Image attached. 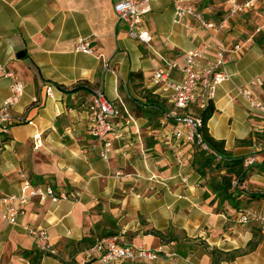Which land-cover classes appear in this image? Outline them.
Masks as SVG:
<instances>
[{"label":"crops","instance_id":"crops-1","mask_svg":"<svg viewBox=\"0 0 264 264\" xmlns=\"http://www.w3.org/2000/svg\"><path fill=\"white\" fill-rule=\"evenodd\" d=\"M119 1L0 0V65L24 87L11 109L16 123L7 134L0 130V198L21 196L25 183L67 195L57 203L31 199L16 226L0 208V264H30L25 254L37 248L24 225L47 230L58 252H40L39 264H84L92 248L80 244L85 238L161 250L154 264H212L214 249L235 255L220 264H264V116L238 91L249 89L264 102V45L256 42L264 32V0L218 39L193 20L175 24L172 0H155L143 19L149 46L129 36L114 10ZM194 6L217 23L226 14L223 0ZM81 40L94 55L75 52ZM221 44L229 49L231 80L217 88L209 134L224 142L228 159H257L246 170L244 189L232 181L236 207L210 186L225 170L201 176L193 165L198 147L173 138V124L162 114L173 109L171 93L151 81L172 64L171 77L181 81L190 51L213 59ZM105 61L115 73L103 68ZM97 88L119 112L122 136H111L108 160L100 156L103 143L90 134L87 107ZM11 96L12 81L0 73V105ZM186 112L199 113L194 106ZM26 118L32 123L17 121ZM242 211L258 218L242 224Z\"/></svg>","mask_w":264,"mask_h":264},{"label":"built area","instance_id":"built-area-1","mask_svg":"<svg viewBox=\"0 0 264 264\" xmlns=\"http://www.w3.org/2000/svg\"><path fill=\"white\" fill-rule=\"evenodd\" d=\"M155 0H121L114 6L115 13L120 22L127 26L128 34L131 38L149 46L151 35L143 28V19L151 10V3ZM259 0H223L226 6V14L220 22L207 20L205 16L194 6L196 0H172L174 6V23L185 24L187 20L197 22L203 30L209 32L214 39H218L219 32L229 26L232 20L243 14L255 10ZM235 50H240L236 46ZM75 52L94 55L95 52L91 44L86 40H81L75 46ZM229 49L221 44L216 56L213 59L202 50H193L187 54L186 63L182 70V80L176 81L171 77V71L177 66L172 64L169 68L160 69L155 72L151 81L160 86L163 92L171 93L173 109L163 112L165 123L173 124L172 136L176 140L192 146L203 148L220 159L203 142L201 133L202 118L199 115L189 114L186 111L191 107H196L198 112L207 108L216 97L218 86L230 81L231 75L227 71ZM105 70H111L109 62L103 64ZM115 73V70H111ZM0 73L12 81V96L0 105V130L7 134L10 127L16 123V118L11 113V109L23 96L24 87L16 75L4 66L0 65ZM259 80L251 83L257 86ZM52 87L47 86V94H52ZM239 93L245 97L250 108L259 111L264 116V102L258 100L249 89H238ZM93 99L87 107L90 116V134L103 143V150L100 156L103 160H108L111 153L114 139L121 138L119 125L116 119L119 112L115 105L111 103L103 93L101 88L93 91ZM38 103V98L34 99ZM18 123H32L26 119L17 120ZM35 147L41 145L40 134L34 136ZM4 141L0 138V152L4 149ZM256 157L244 160L246 169L256 163ZM233 187L244 189L243 184L236 178ZM33 198H38L45 202L50 200L54 203L66 199L65 193H58L52 186L32 187L25 183L21 196H5L0 198L1 217L11 225H19L18 220L25 214V206ZM252 211H242L240 222L247 224L253 219H257ZM22 230L35 239V245L39 252L57 256L58 252L49 242V233L42 228H34L29 225L22 226ZM161 250H151L142 246L119 245L115 238H105L86 252V262L84 264H113L119 262L154 264L161 254ZM174 256V255H173Z\"/></svg>","mask_w":264,"mask_h":264},{"label":"trees","instance_id":"trees-1","mask_svg":"<svg viewBox=\"0 0 264 264\" xmlns=\"http://www.w3.org/2000/svg\"><path fill=\"white\" fill-rule=\"evenodd\" d=\"M256 42L261 45H264V32L260 33L257 38ZM216 109L213 103H209L207 108L203 111L199 112V115L202 118V127L201 133L203 137V142L207 145V147L214 152L220 159H217L212 153L209 151L198 147L197 155L194 159L193 165L199 172V174L203 177L207 175L209 172H221L225 170V173L221 175L220 179L214 177L212 179V183L210 184L211 188H213L214 192L219 196L223 197V200L229 201L231 204H236L235 199L230 192L232 187V181L236 178L242 183L244 182L246 176V168L244 167V160H230L228 159V154L225 150V144L223 141L215 140L210 134L208 129V121L211 119L213 114L215 113ZM216 179L219 181H216ZM258 198L260 196L256 195L253 196ZM236 207V205H235ZM96 241L90 238L83 239L80 244H85L88 247H93ZM254 244H249L251 249L254 248ZM212 254V264H220L224 259L232 260L235 258L234 254L231 253H224L218 249H214L211 252ZM26 257L30 258V264H39L41 259V253L37 250L36 252H27ZM113 264H140V263H129V262H119Z\"/></svg>","mask_w":264,"mask_h":264},{"label":"water","instance_id":"water-1","mask_svg":"<svg viewBox=\"0 0 264 264\" xmlns=\"http://www.w3.org/2000/svg\"><path fill=\"white\" fill-rule=\"evenodd\" d=\"M17 56L18 57H23L24 56V52H20Z\"/></svg>","mask_w":264,"mask_h":264},{"label":"rangeland","instance_id":"rangeland-1","mask_svg":"<svg viewBox=\"0 0 264 264\" xmlns=\"http://www.w3.org/2000/svg\"><path fill=\"white\" fill-rule=\"evenodd\" d=\"M210 4H213V5H214L215 3H214V2H212V3H210ZM218 4H219V2H218ZM252 18H253V17H251V19H252ZM196 149L198 150L199 148H196Z\"/></svg>","mask_w":264,"mask_h":264}]
</instances>
